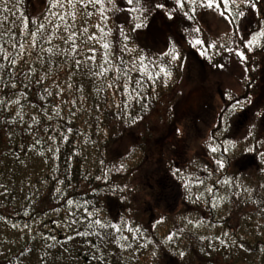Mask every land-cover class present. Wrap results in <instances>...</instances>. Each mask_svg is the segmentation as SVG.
Wrapping results in <instances>:
<instances>
[{"label": "trees", "instance_id": "trees-1", "mask_svg": "<svg viewBox=\"0 0 264 264\" xmlns=\"http://www.w3.org/2000/svg\"><path fill=\"white\" fill-rule=\"evenodd\" d=\"M251 3L222 16L201 0H0V264H264V0ZM209 12L228 29L209 31ZM196 59L240 75L202 94L213 121L201 152L180 154L182 121L204 123L174 116Z\"/></svg>", "mask_w": 264, "mask_h": 264}, {"label": "rangeland", "instance_id": "rangeland-1", "mask_svg": "<svg viewBox=\"0 0 264 264\" xmlns=\"http://www.w3.org/2000/svg\"><path fill=\"white\" fill-rule=\"evenodd\" d=\"M236 6L243 7V3L236 1ZM203 25L211 32L224 31L228 29L227 23L213 12L205 14ZM149 43L155 48H165L163 37L158 33H153V35L149 37ZM186 67V73L181 84L182 96L175 108L174 116H176V118H181L182 115L191 114L194 111L197 112L195 119H198L199 121L203 120L204 123H198L196 125L193 123V125H191V130L189 125L183 124L182 121L181 124L184 130V138L180 140V142L182 141V144L179 146L181 149L180 154L185 153L186 151L200 153L201 150L198 145V139L206 130V126L203 125L205 122L213 121L215 113L214 106L216 107L217 104L215 101H210V97H207V109L209 111H205L202 108L203 104L199 101L202 98V94L204 95L207 91H209L213 96V94H215L213 90H215L214 87L216 86L218 88L222 85L234 86V84L238 82L240 75V69L231 62L217 66L203 60H190L188 61ZM257 100L258 102L264 100V91H261ZM198 103H201V106H198ZM248 115L249 109L247 112L241 114V116L237 119V128L244 123ZM159 183L160 182H157L155 185L158 186Z\"/></svg>", "mask_w": 264, "mask_h": 264}, {"label": "snow or ice", "instance_id": "snow-or-ice-1", "mask_svg": "<svg viewBox=\"0 0 264 264\" xmlns=\"http://www.w3.org/2000/svg\"><path fill=\"white\" fill-rule=\"evenodd\" d=\"M97 3L100 2V0H96ZM109 2H111V0H109ZM183 2L184 0H176V4L177 6L179 7H182L183 6ZM191 3H195L196 0H190ZM233 3H235V0H232ZM243 2L246 4V5H250L253 9L256 8V5L251 3V0H243ZM126 3L128 5H133L135 4L136 7H130L128 9V11L132 12V11H144L145 9L142 7L141 5V0H126ZM221 4L224 5V11H221L220 14L223 16L225 15V12L228 11V14L231 15L232 13L228 10V4H229V0H201V6L202 7H206V8H217L219 9ZM155 7L157 8H163L164 5L163 4H160V3H157L155 5ZM194 11V10H193ZM237 16H240V17H243L245 15V13L243 11H238L235 13ZM168 18L171 20L173 19L174 17L172 16L171 13H168ZM137 19H139V17H137ZM142 26L141 23H137L136 24V28H140ZM195 31H199V29H196ZM258 35L260 36H264V31H261ZM202 42L200 40H196L195 41V44H201ZM256 43V36H253V38L249 41H247V43L245 44V47L249 48V50H251L252 46ZM211 46H214V45H211ZM105 48L108 47L107 44L104 45ZM171 55H172V59L173 60H176L179 58V54L175 51V49H171ZM168 53H165V55H167ZM236 55L243 61L246 59L245 55L242 53V52H239L237 51L236 52ZM143 59V58H142ZM161 72H164L166 75H170V73H167L166 70L164 68H161L160 69ZM149 78L151 79V75H149ZM213 151H215V149H213Z\"/></svg>", "mask_w": 264, "mask_h": 264}]
</instances>
